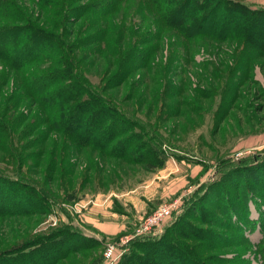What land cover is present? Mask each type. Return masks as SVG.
Returning a JSON list of instances; mask_svg holds the SVG:
<instances>
[{"label":"rangeland","instance_id":"rangeland-1","mask_svg":"<svg viewBox=\"0 0 264 264\" xmlns=\"http://www.w3.org/2000/svg\"><path fill=\"white\" fill-rule=\"evenodd\" d=\"M89 1L5 0L6 7H0V25L26 22V19L37 25L49 28L55 24L59 28L57 25H61L66 9L73 3L75 9L63 22L69 52L81 58L80 66H84L92 84L99 90L104 86L109 88L105 93L112 97L114 104L129 112L128 120H135L157 136L165 161L157 170L145 172L139 164L125 163L105 152L85 149L86 153H77L69 139L49 131L44 124L39 130L34 129L32 123L40 122L37 105L27 91L24 93L18 88L20 71L0 59V114L3 119H10L9 122L14 119L15 131L13 141L9 137L0 143V174L18 182L31 181L37 186L29 202L33 213L22 209L15 213L0 212V251L16 244L27 245L41 235L66 234L70 226L79 231H92L94 228L85 216L94 207L100 221L110 217L116 218L114 221L126 220L131 230L119 235L94 232L101 240V252L90 254L78 249L56 264H89L99 255L96 264H118L126 251L137 249L129 247L134 236L148 233L157 238L165 230H168V240L178 237L175 238L178 243L200 245L194 237L198 232L194 231L206 228L224 234V238L219 236V241L214 242L215 249H208L211 241L198 248L204 251L203 256H209L212 261L209 264H264V222L259 223L264 210V39L243 35L247 32L243 18L264 11V0H225L241 3L252 13H244V17L238 12L228 14L232 22L230 31L218 29L212 35L192 32L188 36L159 28L161 20L144 0L116 1L105 18L92 13L80 15V6ZM61 10L63 15L56 13ZM220 13L216 20L225 27L227 13ZM256 30L261 36V27ZM102 33L105 36L100 40ZM145 38L152 40L148 45H137L146 41ZM132 46L148 49V57L133 71L125 73L121 69L114 76L118 54L126 53ZM47 66L41 63L37 70ZM110 75L112 79L107 81ZM8 139L25 145V149L17 148L16 152L23 149L24 154L35 153L42 160L41 165L34 164V155L22 165L12 160L6 151ZM131 140L132 149L137 143ZM36 148H42L41 152L37 154ZM60 158L65 163L62 175L51 168L52 160ZM236 158H240L237 164L233 162ZM71 161L75 163L72 166ZM219 167L230 168L218 173L215 181L219 185H204L209 172ZM110 169L113 171L107 174ZM99 170L104 178L107 174L111 180L107 188L84 182L88 178H95L97 182L102 179ZM146 179L150 183L145 187ZM68 180H73L74 189L83 183V189L76 198L62 201L68 190L63 185ZM249 187L258 190L253 197ZM191 194L199 195L189 201ZM238 194L244 196L242 201L247 198L243 202L235 201ZM163 202L171 204L168 217L159 227L136 234L139 222ZM235 202L239 204L238 212ZM244 202H249L248 212L242 207ZM4 206L10 208L15 204L6 201ZM242 214L255 223L244 222ZM236 216L238 228L233 224ZM210 220L220 226L209 224ZM109 244L114 245L111 255L107 254Z\"/></svg>","mask_w":264,"mask_h":264},{"label":"trees","instance_id":"trees-1","mask_svg":"<svg viewBox=\"0 0 264 264\" xmlns=\"http://www.w3.org/2000/svg\"><path fill=\"white\" fill-rule=\"evenodd\" d=\"M4 1L0 0L1 8L3 6L6 7ZM59 1L64 2L65 0ZM116 1L118 2L119 0H90L89 4L86 3L80 6L82 8L80 15L85 16L87 13H92L95 17L97 15L98 17L105 18V13H109V8L114 6ZM144 1L161 20L162 24H159L161 25L159 28L173 29L178 34L184 36H188L192 32L194 34L207 33L212 35L214 34L213 31L218 29L230 31L229 27H232V22L228 20V14L232 15L231 13L238 12L242 13L244 17V13H252L241 3L225 0ZM84 8L86 9L84 10ZM72 9L73 3L70 7L68 6L64 15L63 9L56 13H61L63 15V22H65L68 15L72 14ZM221 10L227 13V16L224 17L225 27L221 26L216 20L218 16L222 15L220 13L222 12ZM255 13L256 16H253ZM245 17L250 18L247 19ZM245 17L243 18L245 20L243 24L247 32L243 35H256L264 39V11L254 12ZM25 21L20 23H3L0 25V59L9 64L15 71H20V77L17 75L20 83L17 84L18 88L24 90V93L27 91L33 104L37 105L38 120L40 122L36 125L35 122L32 123L34 124V129L39 130L41 124L46 125L49 131L69 139L72 142L73 150L80 154L86 153L85 149L90 150V152L100 151V153H107V155L118 157L124 160L125 163L139 164L140 168L145 170V172L155 171L162 166L166 157L163 148L158 143L157 136L153 135L150 131L149 133L148 130L146 131L135 120H128L126 117L129 115V112L114 104L112 97L105 93V90L109 88L104 86L99 90L98 86L89 81L84 66L82 68L80 66L82 62L81 58L77 59L75 53L69 52L71 48L66 42L68 34L63 22L60 26L57 25L59 28H56L55 24L48 28L37 25L36 22L31 20L25 19ZM258 26L262 29L261 36L256 34ZM104 36V33H102L100 40ZM145 39L146 41L137 43V45L143 46L146 43L148 45L150 40H152L150 38ZM148 55V49L138 48L137 46H132L126 53L120 52L114 76L121 69L125 73L133 71L134 68L142 65ZM41 63H46L48 66L37 70V67ZM35 64L39 65L35 67ZM112 76L110 75L107 81H110ZM3 118L5 117L0 114V143L9 137L12 138V141L15 139V131L12 127L14 119H11L12 122H9L8 120L10 119L5 120ZM129 126L130 128H128ZM122 136L124 138H121ZM41 137L44 136L41 135ZM127 137H129L131 142H128ZM132 138L136 140L137 145L131 149ZM12 141L8 139L6 143L8 149L5 148L12 160H16L22 165L27 159H31L33 155L36 156L31 151L24 154L22 150L25 149V145L14 144ZM39 143L43 144L41 141ZM110 143H113L111 149L108 148ZM21 147L23 149L16 152V149ZM55 149H57V146H55ZM35 150L38 154L42 148L41 150L39 148ZM75 151L72 154L75 155ZM239 161L240 158L233 160L236 164ZM33 162L35 165H41L42 160H39L36 156V160H33ZM51 164V168L62 175L65 165L64 161H61V158L60 160L55 159L52 160ZM73 164H75L73 161L69 163L70 166ZM91 164L95 166V162ZM224 169L230 170L229 167H219L212 172L210 171L207 180L203 184L212 187L216 186V184L219 185L215 180L218 173ZM69 170L68 172H70ZM110 171L113 170L110 169L107 174ZM117 172L119 173L118 170H116ZM99 174L104 178L101 170H99ZM107 174H105L106 178L104 180L103 178L98 179L97 182L95 178H88L84 182L91 183L93 187L96 186V183L100 187L107 188L108 181H111L109 178L107 179ZM82 181L83 179H81ZM81 182L78 188L74 189L76 186L73 180L66 181L63 186L68 190L63 194L62 201H68L79 196V193L83 189V183L81 184ZM36 187L31 181H25V183L22 181L18 182L16 179L0 174V212L15 213L22 209L26 213H33L29 202L34 198ZM248 190H250L252 197L258 191L256 187L255 189L249 187ZM203 191L199 192L200 195ZM206 194L209 195V193ZM198 195L192 196L191 194L187 199L192 201ZM242 197L244 196L238 194L235 197V201L241 199V202H243L247 198L245 197L242 201ZM54 200L58 199L54 198ZM6 201L15 204V206L6 208L4 206ZM255 201L257 202V200ZM256 204L259 207L260 204L258 202ZM262 204L264 205V200ZM214 205L218 206L219 204ZM224 205L221 206V209H224ZM248 205L249 202H244V206H242L245 212L249 210ZM227 206L226 204V208ZM235 206L238 212L239 204L235 202ZM36 209L39 210L40 208L36 207ZM233 211L230 212V215ZM242 215L245 218L243 219L244 222L255 223L251 222L244 214ZM236 219L237 216L233 219V224L235 228H238L239 225ZM210 221L208 222L209 224L220 226L218 223L213 222V220ZM263 222L264 210L259 220L260 224H263ZM183 224L180 226L182 227ZM194 232H198L194 237L199 239L198 244L201 243L200 245L194 244L190 246L182 242L178 243L175 239L178 237L168 240L166 235L168 230H165L157 238L152 237V234L148 233L134 236L129 243V247H137V249L128 250L129 252L126 251L118 264H209V262H212L210 258H207L209 256H203L204 251H200L198 248L202 246V243L211 241L212 244H209L210 247L208 249H215L216 243L214 244V242L219 241V236L224 238V234L207 228L201 229V231L195 230ZM60 235L62 234L41 235L38 240L35 239L30 243H26L27 245L23 243L22 245L16 244L12 248H6V250L0 251V264H56L71 251L75 252L78 249H85L91 254L93 252L97 253L99 250L101 252V249H103L101 240L94 236L85 235L82 231L71 226L66 228V234ZM99 260L100 255L99 257H94L89 264H96Z\"/></svg>","mask_w":264,"mask_h":264},{"label":"crops","instance_id":"crops-1","mask_svg":"<svg viewBox=\"0 0 264 264\" xmlns=\"http://www.w3.org/2000/svg\"><path fill=\"white\" fill-rule=\"evenodd\" d=\"M147 183H150L149 179L144 180L143 185L146 187ZM95 210H96V208L90 207V209L88 210L89 214H86V216H85V220L87 219L88 224L94 228V230H92V231H91V229H89L90 231H86L88 233H86V232H84L82 230V232L85 235L94 236V232L106 233V235L108 233L109 234H111V233H114V234L116 233L117 234L118 233L117 235H119V234L125 233L127 230L128 231L131 230L126 225V223H127L126 220L122 221V222H120L119 220H117V221L115 220L114 221L113 219H116V218L112 219L110 217V218H108V220L100 221L99 217L95 214L96 213ZM97 228H99V230ZM96 236L97 235H95L94 237H96ZM105 262L106 261L104 260L103 263H105Z\"/></svg>","mask_w":264,"mask_h":264},{"label":"built area","instance_id":"built-area-1","mask_svg":"<svg viewBox=\"0 0 264 264\" xmlns=\"http://www.w3.org/2000/svg\"><path fill=\"white\" fill-rule=\"evenodd\" d=\"M170 211L171 204L163 202L158 205L150 214L146 215L145 218L139 222V225L136 229V234L150 231L154 227H159L164 218L168 217ZM113 248L114 245L109 244V249L107 251L108 255H111Z\"/></svg>","mask_w":264,"mask_h":264}]
</instances>
